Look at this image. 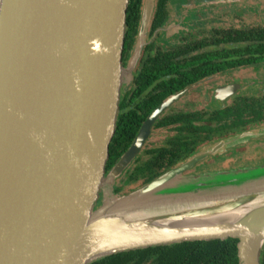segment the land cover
<instances>
[{
	"label": "water",
	"instance_id": "water-1",
	"mask_svg": "<svg viewBox=\"0 0 264 264\" xmlns=\"http://www.w3.org/2000/svg\"><path fill=\"white\" fill-rule=\"evenodd\" d=\"M130 1L0 0V264H92L228 238L239 240L240 264H262L264 167L185 173L264 127L219 141L131 193H115V179L138 149L107 175L129 74Z\"/></svg>",
	"mask_w": 264,
	"mask_h": 264
},
{
	"label": "flooded vegetation",
	"instance_id": "flooded-vegetation-1",
	"mask_svg": "<svg viewBox=\"0 0 264 264\" xmlns=\"http://www.w3.org/2000/svg\"><path fill=\"white\" fill-rule=\"evenodd\" d=\"M255 1L259 0H167L165 4H161L162 0H155L151 9L148 1L143 0L136 36L126 35L123 64L129 74L121 89L117 123V130L118 127L122 129V141L113 150L120 157L113 166H106L107 175L135 147L138 149L115 179V193L128 194L151 183L160 176L149 178L166 168L173 155L178 158L179 164L173 167L176 168L208 147V120L216 116V111L234 105L245 89L242 80L233 75L231 81L215 83L208 92V79L220 78L241 68L264 66H244L203 77L207 64L204 55L208 50L230 46L222 43L215 46L219 40L218 31L246 30L254 26L241 23L237 18L253 13V4L258 3ZM242 3L247 6L240 7ZM176 18L178 21H174ZM202 57L204 60L198 62ZM176 60L188 64L177 68ZM233 84L241 86L236 93L223 94L220 91ZM252 89L250 86L249 90ZM230 118L231 121L235 119ZM261 126L250 124L244 131ZM237 127L240 126L218 131L216 135L223 136L222 141L237 135L238 131H233ZM223 133L228 134L221 135ZM216 142L219 140L213 141ZM208 158L185 174L204 166Z\"/></svg>",
	"mask_w": 264,
	"mask_h": 264
},
{
	"label": "trees",
	"instance_id": "trees-1",
	"mask_svg": "<svg viewBox=\"0 0 264 264\" xmlns=\"http://www.w3.org/2000/svg\"><path fill=\"white\" fill-rule=\"evenodd\" d=\"M167 0H162L161 4H165ZM143 0H131L128 8V37L133 36L137 32V26L140 22ZM161 13L163 8H160ZM164 18V16H163ZM133 33V35H131ZM219 40L215 42V46L222 44H230L228 47L208 50L204 55L207 62L203 77H209L216 72H224L228 69H239L244 66H264V26L255 25L248 29L239 30H223L218 31ZM217 38V37H216ZM214 45V44H209ZM208 45V46H209ZM178 57V56H176ZM204 58H199L198 62ZM176 67L184 66L182 60H176ZM200 77V75H198ZM195 82V80H191ZM231 116L235 117L231 121ZM264 125V95L245 94L236 99L234 105H228L216 116L208 120L207 137L209 144H213L215 140H221L223 136L216 135L218 131L231 130L238 133L245 132L244 129L249 125ZM122 129L118 127L117 133L112 141L110 148V160L108 167L114 165L120 157V154H114L113 150L120 145L122 141ZM223 133L221 135H227ZM217 143V142H216ZM175 155L171 157V161L166 168L160 170L155 176L163 175L167 170L172 169L179 164ZM164 166V165H161ZM120 194V193H119ZM102 205V198L97 207ZM238 242L236 238H228L226 240H198L176 243L165 246H154L145 249H138L118 253L92 264H240L238 256ZM262 264H264V249L262 251Z\"/></svg>",
	"mask_w": 264,
	"mask_h": 264
},
{
	"label": "rangeland",
	"instance_id": "rangeland-1",
	"mask_svg": "<svg viewBox=\"0 0 264 264\" xmlns=\"http://www.w3.org/2000/svg\"><path fill=\"white\" fill-rule=\"evenodd\" d=\"M147 1L149 8L152 9L155 0ZM255 2H258L256 4H253L255 6V11L251 14H242L241 16H238L237 19L239 22L252 24L254 26L259 25V23L264 24V0ZM239 6L246 7L247 3H242ZM173 8L176 7L173 6ZM178 19L179 18H176L174 21H178ZM233 75L236 78L239 77L242 80L241 84L245 89L241 92V95H251L253 93L261 96L264 95V67H261L259 69L241 68L239 70L233 71V73H230L226 76L215 79H208V92L209 90H211V88H213L215 83L222 84L231 81V79L234 77ZM250 86H253V89L251 91L249 90ZM262 127H264V125L254 130L259 132L260 128ZM214 144L215 143L209 144L208 147L213 146ZM258 166L264 167V134L252 137L248 141L229 146L220 151L218 154L210 156L207 161L204 162V166L202 165L200 168L192 171L191 174H200L204 172L215 171H229Z\"/></svg>",
	"mask_w": 264,
	"mask_h": 264
}]
</instances>
